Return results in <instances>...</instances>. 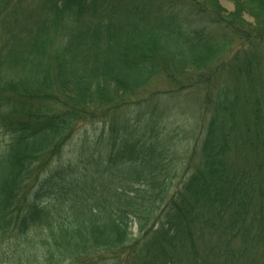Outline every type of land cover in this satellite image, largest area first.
<instances>
[{
    "label": "trees",
    "instance_id": "16d2710c",
    "mask_svg": "<svg viewBox=\"0 0 264 264\" xmlns=\"http://www.w3.org/2000/svg\"><path fill=\"white\" fill-rule=\"evenodd\" d=\"M113 1L0 0V264H264V0Z\"/></svg>",
    "mask_w": 264,
    "mask_h": 264
},
{
    "label": "rangeland",
    "instance_id": "374dc122",
    "mask_svg": "<svg viewBox=\"0 0 264 264\" xmlns=\"http://www.w3.org/2000/svg\"><path fill=\"white\" fill-rule=\"evenodd\" d=\"M220 5L228 11H231L233 9V3L229 0H220ZM129 1L126 0H114L110 3L112 7H118V10L126 11L130 7ZM201 96V94H199ZM169 100L167 102H170L171 106L168 108L167 114L169 117L164 119V122L166 123V128L169 129V135L171 138H174L173 141H171L173 151L175 152L173 155V162L176 166L179 165L181 161L184 160V158L187 155V151L193 144L192 142L194 139L188 138L189 137V126L191 125V121L194 120V115L199 117L202 114V111L199 110L197 113L190 112L187 110V108L190 107V101L191 98L188 97V100H185L184 97H177V99L167 97ZM176 100H178V103H176ZM159 100L155 99L153 103L156 105ZM187 101V102H186ZM194 108V107H193ZM163 109V108H162ZM160 109L159 111H161ZM100 127V124L94 123L93 127H91V132L95 131ZM74 149V142L67 147L65 150L68 154H71V152ZM71 151V152H70Z\"/></svg>",
    "mask_w": 264,
    "mask_h": 264
}]
</instances>
